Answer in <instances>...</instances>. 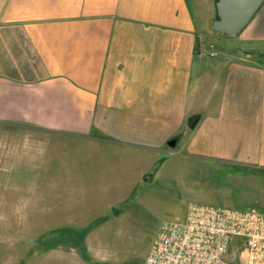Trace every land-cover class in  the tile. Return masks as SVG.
I'll return each mask as SVG.
<instances>
[{
  "label": "crops",
  "instance_id": "1",
  "mask_svg": "<svg viewBox=\"0 0 264 264\" xmlns=\"http://www.w3.org/2000/svg\"><path fill=\"white\" fill-rule=\"evenodd\" d=\"M215 13V0H0V164L78 138L89 156L59 163L83 166L85 195L112 197L105 214L47 230L89 227L87 257L63 242L28 253L120 264L100 230L182 141L191 157L264 168V5L235 37L212 30Z\"/></svg>",
  "mask_w": 264,
  "mask_h": 264
},
{
  "label": "rangeland",
  "instance_id": "2",
  "mask_svg": "<svg viewBox=\"0 0 264 264\" xmlns=\"http://www.w3.org/2000/svg\"><path fill=\"white\" fill-rule=\"evenodd\" d=\"M183 142L157 155L135 194L110 212L113 216L120 209L122 214L100 230L103 244L120 264H143L163 221L191 203L264 211V168L191 157ZM84 156L89 153L82 140L66 138L34 149L16 169L0 164V264H11L13 255L22 256V264H51V253H28L49 227L68 218L85 222L105 214L112 197L93 190L85 195L83 166L59 163ZM70 166L72 180L52 182V170ZM156 166L159 174L154 173ZM119 191L116 187L115 193ZM45 244L55 243L50 239Z\"/></svg>",
  "mask_w": 264,
  "mask_h": 264
},
{
  "label": "built area",
  "instance_id": "3",
  "mask_svg": "<svg viewBox=\"0 0 264 264\" xmlns=\"http://www.w3.org/2000/svg\"><path fill=\"white\" fill-rule=\"evenodd\" d=\"M143 264H264V211L191 203L163 221Z\"/></svg>",
  "mask_w": 264,
  "mask_h": 264
},
{
  "label": "water",
  "instance_id": "4",
  "mask_svg": "<svg viewBox=\"0 0 264 264\" xmlns=\"http://www.w3.org/2000/svg\"><path fill=\"white\" fill-rule=\"evenodd\" d=\"M264 5V0H215V16L210 20L212 30L222 36L235 37L250 24ZM196 117L191 118L193 127ZM175 145L176 140L169 142Z\"/></svg>",
  "mask_w": 264,
  "mask_h": 264
},
{
  "label": "trees",
  "instance_id": "5",
  "mask_svg": "<svg viewBox=\"0 0 264 264\" xmlns=\"http://www.w3.org/2000/svg\"><path fill=\"white\" fill-rule=\"evenodd\" d=\"M162 163V159L159 160L160 165ZM159 167L156 166L154 169V173L158 171ZM96 223V222H93ZM89 227H86L80 231H75L71 229H54L47 231L45 234L39 237V243H47L50 239H53V243H71L74 246L80 248L83 256L87 257V248L82 244V237L88 231Z\"/></svg>",
  "mask_w": 264,
  "mask_h": 264
}]
</instances>
